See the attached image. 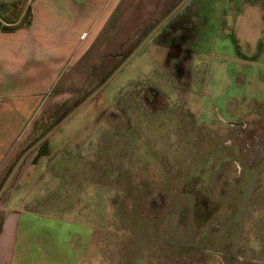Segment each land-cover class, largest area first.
Segmentation results:
<instances>
[{
	"label": "rangeland",
	"instance_id": "obj_1",
	"mask_svg": "<svg viewBox=\"0 0 264 264\" xmlns=\"http://www.w3.org/2000/svg\"><path fill=\"white\" fill-rule=\"evenodd\" d=\"M15 1L12 17L23 0L4 1ZM215 1L182 9L200 41L151 36L44 140L43 159L63 162L57 217L32 220L30 243L7 264H264V0H243L227 18L222 33L234 39L216 36ZM137 35L101 59L95 70L110 66L93 88L45 94L25 146L98 86Z\"/></svg>",
	"mask_w": 264,
	"mask_h": 264
},
{
	"label": "crops",
	"instance_id": "obj_2",
	"mask_svg": "<svg viewBox=\"0 0 264 264\" xmlns=\"http://www.w3.org/2000/svg\"><path fill=\"white\" fill-rule=\"evenodd\" d=\"M4 1L12 0H0V12L16 20L21 6L12 17L10 11L18 2L8 5ZM178 1L30 0L26 23L21 22L22 14L16 22L6 24L9 28L0 27V186L18 158L32 146L33 143L25 146L29 136L27 124L46 95L57 98L68 90L93 88L97 83L95 76L105 73L110 66V62H103L105 67L94 70L101 59L116 56L126 36H145L154 20ZM200 1L185 0L171 15L180 13L174 16L171 25L163 31L156 30L151 36L193 39L190 38L194 35L193 29L183 27L187 18L182 9L202 8ZM241 1L214 2L218 3V20L214 23L219 26L216 36L235 38L229 31L222 33L221 28L227 18L228 25L233 24L232 17H237ZM193 40L200 41V36ZM224 42L222 40L221 44ZM176 50L179 52L178 49L173 51ZM44 142L34 144L27 151L0 196V264L9 262L17 244L22 248L28 246L30 230L35 227L32 220L37 223L48 218L55 222L57 217V191L65 178L57 176V169L63 162L43 159L47 153ZM45 170L52 173L46 175ZM25 217L29 219H26L27 232L21 236V220Z\"/></svg>",
	"mask_w": 264,
	"mask_h": 264
},
{
	"label": "water",
	"instance_id": "obj_3",
	"mask_svg": "<svg viewBox=\"0 0 264 264\" xmlns=\"http://www.w3.org/2000/svg\"><path fill=\"white\" fill-rule=\"evenodd\" d=\"M30 0H23L18 18L14 21H9L5 18H3L0 15V21L4 24H11L16 22L23 12L25 11L28 3ZM185 0H179L173 8H171L166 14L162 16V18L152 26V28L148 31V33L134 46V48L129 52L127 56H125L121 62L112 70V72L100 83L98 86H96L87 96H85L78 104H76L63 118H61L56 124H54L45 134H43L41 137H39L36 142L32 144L21 156L18 158V160L15 162L14 166L10 170L9 174L6 176L5 180L0 186V196L2 192L4 191L8 181L10 180L11 176L14 174L15 170L17 169L18 165L20 164L21 160L25 156L28 150H30L34 144H38L40 142H43L45 139H47L53 131H55L63 122H65L69 117H71L77 110H79L87 101H89L92 97H94L111 79L112 77L129 61V59L142 47V45L150 38V36L154 33V31L168 18L170 17L183 3Z\"/></svg>",
	"mask_w": 264,
	"mask_h": 264
},
{
	"label": "trees",
	"instance_id": "obj_4",
	"mask_svg": "<svg viewBox=\"0 0 264 264\" xmlns=\"http://www.w3.org/2000/svg\"><path fill=\"white\" fill-rule=\"evenodd\" d=\"M28 11H29V6H27V8H26V10H25V12L23 13V15H22V18H21V22H22V20H25V23L27 22V16H28ZM0 15L3 17V18H5V19H7V20H9V21H13L12 19H14V18H11V17H8L7 15H5L4 13H2V12H0ZM0 27H2V28H9L10 26L9 25H6V24H4V23H2L1 21H0ZM0 219H1V217H0Z\"/></svg>",
	"mask_w": 264,
	"mask_h": 264
},
{
	"label": "flooded vegetation",
	"instance_id": "obj_5",
	"mask_svg": "<svg viewBox=\"0 0 264 264\" xmlns=\"http://www.w3.org/2000/svg\"><path fill=\"white\" fill-rule=\"evenodd\" d=\"M161 18H162V17H160V18L158 19V21H159ZM171 18H172V16L168 17V18H167V19H166V20H165V21H164V22H163V23H162V24H161L156 30H158V29H161L162 31L165 30V28L163 29V25H165V24L168 22V20H170ZM158 21H157V22H158ZM157 22H156V23H157ZM156 23H154L153 25H155ZM151 25H152V24H151ZM153 25H152V26H153ZM152 26H151V28H152ZM151 28H150V29H151ZM156 30H155V31H156ZM155 31H154V32H155ZM178 53H179V52H178ZM94 70H95V69H94ZM108 75H109V74H108ZM108 75H107V76H108Z\"/></svg>",
	"mask_w": 264,
	"mask_h": 264
}]
</instances>
